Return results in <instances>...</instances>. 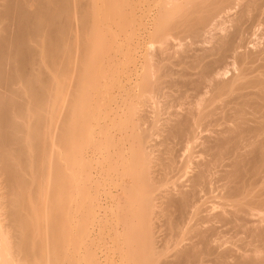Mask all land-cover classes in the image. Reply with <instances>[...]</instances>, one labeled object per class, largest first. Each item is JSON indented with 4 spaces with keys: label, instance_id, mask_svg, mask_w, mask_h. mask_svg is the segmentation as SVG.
Listing matches in <instances>:
<instances>
[{
    "label": "bare ground",
    "instance_id": "bare-ground-1",
    "mask_svg": "<svg viewBox=\"0 0 264 264\" xmlns=\"http://www.w3.org/2000/svg\"><path fill=\"white\" fill-rule=\"evenodd\" d=\"M91 160L135 255L264 264V0H0V264L81 236Z\"/></svg>",
    "mask_w": 264,
    "mask_h": 264
},
{
    "label": "rangeland",
    "instance_id": "rangeland-1",
    "mask_svg": "<svg viewBox=\"0 0 264 264\" xmlns=\"http://www.w3.org/2000/svg\"><path fill=\"white\" fill-rule=\"evenodd\" d=\"M43 19L41 20V22H38V23L43 25L42 24L43 23ZM40 40L42 41V38ZM40 54H41V52H40ZM40 54H39V57L41 56ZM41 58L43 60L45 57H43V55H42ZM84 151H85V152H83L85 154L84 156L85 157L88 156L87 159L92 158L91 153H89V152H92V151H89V148L87 149L85 147ZM87 152L90 155H88ZM90 162H91V166H90L89 169H90V172L92 173L91 174V180L92 179H93V181L95 180L94 182L92 181L94 184H95V182L99 181L98 182L99 184L97 183V186L99 185V187L96 188V192L97 193L96 192H95V194L87 193V195L88 194H93V196L96 195V198L94 197L95 199H97L96 201H94L95 199L92 198L94 203H95V207L96 208H93V209H91L89 211L87 210L88 209V207H87L88 204H86V202H88V200H86V198H87V196H86V198H85L86 202L83 201L81 203V206H79L78 204H76V205L74 204L73 206H71V208L69 209L70 211L68 210L69 214L71 213V216H70L71 217V220H70L71 222L68 221L69 219L66 221V224L69 223L68 227H69L70 230L72 229L71 230L72 233L74 232V234H75V233H77L79 231L81 233V236H79L80 235L79 234L77 236L78 239L68 238L67 240H60V241L56 242V244H55L56 247H53L54 250L52 248L51 249L50 248L47 249V251H48V252L46 251V256L47 257H45V256L43 257L44 254L41 257L40 256L39 257L42 258L43 260L45 258L48 259V256L50 257L51 253L53 252L55 255L56 254L58 255L56 258L60 257V259L62 260L63 264H68V263L69 264H139V263H141V260H139V259H141V257H143L142 259L145 258L144 260H142L144 262H142L141 264H165L166 261H168V262L172 261L173 262L174 261L173 260L174 257H173V259L170 257L171 260L168 258L169 255H171V253L174 250L173 247L176 246L172 242L173 240L171 239V237L168 238V239L166 237V241L167 242L170 239L172 240V241L168 242V244H170V246L168 244H165V245H167V249H166V246L165 247L163 246V248H162L163 243L160 244V242H158V243H156L157 244L156 246H159V244H160V247L157 248V250L160 251L159 253H157L158 251L156 252V249H154L155 250V251H153L154 253L151 252V250H152L151 248L152 247H150L151 245L148 244L150 249H151L150 252H149L148 246L145 245V246H147V248H146L147 251H145V249H143L144 251L141 252V253H143V255H139V254H138L139 256H137V254L135 255V253L138 252V250H137V252H135L136 251L135 249L138 246L137 245L135 247V239L133 240L134 242H132V241H127V240L125 241V239L122 238V237H124L123 236L124 233L122 231H125V230H124L123 225L121 224V219L120 218L122 217V214H121L122 212L120 210H123V209H121V207H122L121 203L123 204V202L125 201L126 198L123 196V194H122V196H123L122 197L119 193H117V191L115 190V188L113 186V182L111 181L112 177H111V180H108V181H107V178L109 179V176L108 177L106 176V177H103V178L102 177L99 178L100 176H97V174L101 173L100 170H97L98 168L95 166V164H94L95 162L94 161L92 162V160H91ZM92 166H95V168H97V169H95ZM97 171H98V173H97ZM81 174H82V176H85V174H83V173H81ZM99 175H101V174H99ZM110 175H112V172L110 173ZM82 176H79V178L81 177L80 180L85 178V177L82 178ZM89 176H90V174H89ZM82 182H86V180L83 179ZM97 189H98V191H97ZM107 191H111L113 198H111L112 196H110V195H108L106 193ZM76 200H77V198H76ZM122 200H124V201H122ZM96 202H97V206H96ZM104 205H106V206H104ZM83 206H85L86 208L83 207ZM79 208L80 209L83 208L82 211ZM72 209H73V211H72ZM97 210H98V212H97ZM68 211H67V213H68ZM74 211H76V215H75ZM79 211H80L81 214L79 213ZM118 212H119V214H118ZM79 214H80V216H79ZM117 215L119 216V218H118ZM88 218H89V220H88ZM155 220H156V222H159V223H156L158 225L154 224L156 226L155 230H158V231H156V232H158L157 235L161 236V234L163 235V232H165V231L167 232L166 229H167L168 223L160 221V220H162L161 218H158V220L157 219H155ZM129 226H131V228H133V230H134L135 221H134V223L130 224ZM161 228L162 229L164 228V231ZM159 231H161V233ZM191 232L192 231L190 229L189 233H191ZM189 233L188 234L186 233L187 235L186 234L185 235L183 234V235L187 236V238H188L189 235H190ZM160 236H159V238H160L159 240H164L166 234H164L163 237H160ZM168 236H170V235H168ZM116 237H118V238H116ZM161 238H164V239H161ZM182 238H183L182 241H184V237H182ZM186 241L188 243V239L186 240V237H185L184 243H186ZM164 243H165V240H164ZM43 244H44V242H43ZM127 244H129V245H127ZM179 245H183L182 242L180 244L178 243L177 246H179ZM156 246H155V248H156ZM143 248H144V245H143ZM161 248H162V250H161ZM171 248H172V250H171ZM139 250L141 251V248ZM144 252H147V253L149 252V253L148 254L146 253L147 254L146 255ZM163 252H165V253H163ZM53 253H52V255L54 256ZM151 253H153V254H151ZM168 253H170V254L167 255ZM48 254H50V255H48ZM144 255H146V256H144ZM53 256L50 257L52 259L49 258L51 262L50 261H48V262L50 264L53 262V259H54ZM136 256L140 257V258L136 259ZM40 258H39V261H40V263L43 264L42 259H40ZM189 259H191V258H188V260ZM173 263H171V264H173ZM44 264H46V263H44Z\"/></svg>",
    "mask_w": 264,
    "mask_h": 264
}]
</instances>
